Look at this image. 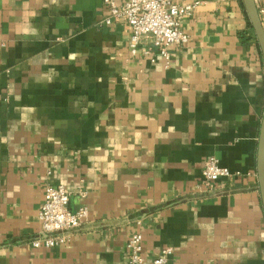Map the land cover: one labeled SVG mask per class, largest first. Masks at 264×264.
Masks as SVG:
<instances>
[{
  "label": "crops",
  "instance_id": "obj_1",
  "mask_svg": "<svg viewBox=\"0 0 264 264\" xmlns=\"http://www.w3.org/2000/svg\"><path fill=\"white\" fill-rule=\"evenodd\" d=\"M195 1L168 65L131 53L104 0H0V264H127L136 232L145 264L164 247L169 264H264L261 48L242 0H175ZM212 156L234 175L202 191ZM49 182L89 216L35 248Z\"/></svg>",
  "mask_w": 264,
  "mask_h": 264
},
{
  "label": "built area",
  "instance_id": "obj_2",
  "mask_svg": "<svg viewBox=\"0 0 264 264\" xmlns=\"http://www.w3.org/2000/svg\"><path fill=\"white\" fill-rule=\"evenodd\" d=\"M260 20L264 28V0H255ZM200 1L191 4H179L175 0H104V5L110 13L107 23L111 19L125 21L132 30L129 40L130 50L133 55L138 49L148 42L145 53L148 55L159 53L161 58L170 64L173 47H183L189 40V34L183 28L185 17L192 16ZM52 174L51 171L48 172ZM203 178L198 189L212 190L216 183L223 178H228L234 173L221 164L215 156L206 159L203 168ZM82 199L87 198V191L79 190ZM72 193L64 184L49 182L45 189L44 202L39 211V220L42 225V239L32 242L35 248H54L67 245L70 241V231L81 227L89 216V207L86 204L78 209L70 208ZM174 250L164 247L158 256L148 264H169ZM127 264H145L143 257V235L136 232L128 242Z\"/></svg>",
  "mask_w": 264,
  "mask_h": 264
},
{
  "label": "water",
  "instance_id": "obj_3",
  "mask_svg": "<svg viewBox=\"0 0 264 264\" xmlns=\"http://www.w3.org/2000/svg\"><path fill=\"white\" fill-rule=\"evenodd\" d=\"M242 1L246 9L247 15L249 17L250 23L255 31L264 61V28L260 20V16L255 0H242ZM257 165H258V177H259L260 189L264 204V114L260 129Z\"/></svg>",
  "mask_w": 264,
  "mask_h": 264
}]
</instances>
